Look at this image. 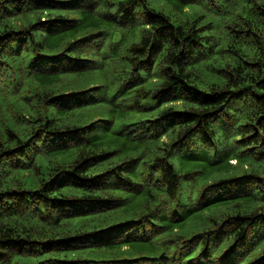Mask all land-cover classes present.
<instances>
[{"label": "trees", "instance_id": "trees-1", "mask_svg": "<svg viewBox=\"0 0 264 264\" xmlns=\"http://www.w3.org/2000/svg\"><path fill=\"white\" fill-rule=\"evenodd\" d=\"M0 264H264V0H0Z\"/></svg>", "mask_w": 264, "mask_h": 264}]
</instances>
